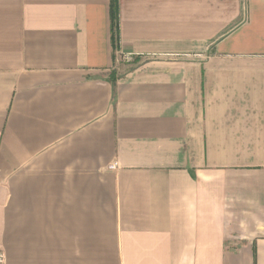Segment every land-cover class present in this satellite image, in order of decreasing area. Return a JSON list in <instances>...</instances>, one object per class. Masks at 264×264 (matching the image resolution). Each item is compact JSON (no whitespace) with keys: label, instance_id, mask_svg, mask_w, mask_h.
Here are the masks:
<instances>
[{"label":"crops","instance_id":"0c3cea01","mask_svg":"<svg viewBox=\"0 0 264 264\" xmlns=\"http://www.w3.org/2000/svg\"><path fill=\"white\" fill-rule=\"evenodd\" d=\"M0 0L7 264H264V0Z\"/></svg>","mask_w":264,"mask_h":264},{"label":"trees","instance_id":"16d2710c","mask_svg":"<svg viewBox=\"0 0 264 264\" xmlns=\"http://www.w3.org/2000/svg\"><path fill=\"white\" fill-rule=\"evenodd\" d=\"M118 17H119V6L118 0L111 1V18L113 23V29L118 30Z\"/></svg>","mask_w":264,"mask_h":264},{"label":"built area","instance_id":"2783aa9c","mask_svg":"<svg viewBox=\"0 0 264 264\" xmlns=\"http://www.w3.org/2000/svg\"><path fill=\"white\" fill-rule=\"evenodd\" d=\"M0 264H7L6 255L2 250H0Z\"/></svg>","mask_w":264,"mask_h":264}]
</instances>
